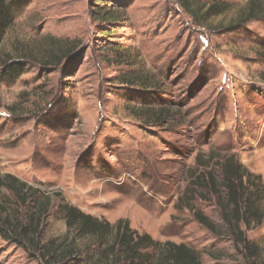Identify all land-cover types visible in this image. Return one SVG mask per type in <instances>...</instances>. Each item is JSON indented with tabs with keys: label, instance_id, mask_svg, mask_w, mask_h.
Masks as SVG:
<instances>
[{
	"label": "rangeland",
	"instance_id": "rangeland-1",
	"mask_svg": "<svg viewBox=\"0 0 264 264\" xmlns=\"http://www.w3.org/2000/svg\"><path fill=\"white\" fill-rule=\"evenodd\" d=\"M9 1L0 173L39 191L23 204L0 187V216L25 220L37 201L48 203L41 239L73 244L66 264L108 258L99 259L98 237L68 229L63 202L185 243L203 264H264V221L245 227L260 248L252 257L226 229L216 235L197 221L201 210L224 227L216 197L189 193L195 173L231 154L264 185V0H193L228 4L201 23L179 0ZM252 6L256 17L244 19ZM70 46L74 58L57 64L52 55ZM10 59L26 72L7 73ZM0 264L47 263L0 234Z\"/></svg>",
	"mask_w": 264,
	"mask_h": 264
},
{
	"label": "trees",
	"instance_id": "trees-1",
	"mask_svg": "<svg viewBox=\"0 0 264 264\" xmlns=\"http://www.w3.org/2000/svg\"><path fill=\"white\" fill-rule=\"evenodd\" d=\"M179 1L193 17L204 20L211 15L224 12L228 5L226 2H215L206 7L203 4L194 6L193 0ZM256 7H250L244 19L256 17L258 11ZM14 18L10 1L0 0V45L7 31L14 24ZM199 22H202L201 19ZM76 49L70 46L62 56L52 55V58L57 64H63L74 56ZM26 58L31 59L28 55L24 59ZM5 64V71L14 77L27 70V65L20 60L10 59ZM252 177L253 173L235 154L227 155L217 161L214 171L205 170L200 174L195 173L189 193L194 194L199 189H203L206 191L201 193L204 197H208V194L215 196L224 227H219L201 210H194L197 221L216 235H222V229H226L237 249L248 251L252 257H258L259 245L248 238L245 227H250L252 222L255 226H259L264 221V209L259 204L264 185L260 181V176H258L259 184H256L258 182ZM2 186L10 190L23 204L30 198L29 192L33 191L35 195L39 191L38 188H32L25 181L9 173L5 175L0 173V187ZM59 211L63 213L68 229L74 230L76 235H93L98 237L101 243H105L99 259L101 261L107 256V264H203L201 255L196 249L185 243L155 240L149 233H140L131 228L126 220L120 219L112 224L84 212L69 202L61 203ZM4 212L8 211L4 210ZM48 212V203L39 200L25 220L11 214L0 216V234L20 244L47 264H66L68 259L77 255L73 244L65 246V242L58 239L42 242L41 230Z\"/></svg>",
	"mask_w": 264,
	"mask_h": 264
}]
</instances>
